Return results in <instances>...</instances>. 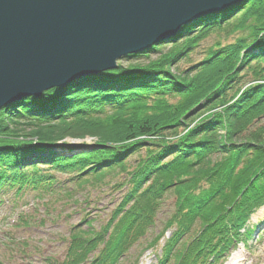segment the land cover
<instances>
[{
    "label": "trees",
    "instance_id": "1",
    "mask_svg": "<svg viewBox=\"0 0 264 264\" xmlns=\"http://www.w3.org/2000/svg\"><path fill=\"white\" fill-rule=\"evenodd\" d=\"M237 31L246 34L191 61L211 34ZM261 34L264 0L242 1L130 54L126 66L0 109V204L72 181L106 186L112 177L122 190L106 221L97 229L82 219L87 229H72L64 259L49 264H117L170 196L171 212L146 243L163 239L155 264H220L252 234L244 224L264 204ZM87 136L97 139L91 152L69 153L75 145L61 142Z\"/></svg>",
    "mask_w": 264,
    "mask_h": 264
},
{
    "label": "water",
    "instance_id": "2",
    "mask_svg": "<svg viewBox=\"0 0 264 264\" xmlns=\"http://www.w3.org/2000/svg\"><path fill=\"white\" fill-rule=\"evenodd\" d=\"M246 0H0V109L117 67Z\"/></svg>",
    "mask_w": 264,
    "mask_h": 264
},
{
    "label": "rangeland",
    "instance_id": "3",
    "mask_svg": "<svg viewBox=\"0 0 264 264\" xmlns=\"http://www.w3.org/2000/svg\"><path fill=\"white\" fill-rule=\"evenodd\" d=\"M245 34L238 31L230 35L211 34L194 48L191 61L201 60L209 49H216L218 47L216 45L235 42ZM154 57L152 54L151 58ZM128 62L129 59L124 56L116 61V65L126 66ZM188 63L180 62L179 65L187 67ZM35 140L26 143L33 145L36 143ZM96 140V137L87 136L65 138L61 142L70 146L75 145L69 153H77L91 152ZM18 141L26 140L18 139ZM56 144L60 143L56 142ZM109 179L106 186L102 182H87L80 186L72 181L65 184V191L45 194L41 198L28 192L21 197L8 198L4 201L0 205V262L49 264V262L61 261L69 244V234L72 229H87L86 223L82 221L85 218L91 219L92 225L98 229L120 202L122 190L112 188V177L106 178L105 181ZM172 199V196L168 197L159 209L155 227H152L140 242L120 257L117 264L156 263L163 239L158 248L157 246L146 248V243L160 230L161 223L171 212L169 209H172ZM244 225L249 229L253 228L254 233L251 236L243 234V239L228 249L221 264L231 263L233 256L236 257L232 264H264V205L250 215ZM242 231L244 233V230ZM167 236L168 233H165L166 238ZM93 255L91 254L90 257Z\"/></svg>",
    "mask_w": 264,
    "mask_h": 264
},
{
    "label": "bare ground",
    "instance_id": "4",
    "mask_svg": "<svg viewBox=\"0 0 264 264\" xmlns=\"http://www.w3.org/2000/svg\"><path fill=\"white\" fill-rule=\"evenodd\" d=\"M211 14H213V13H211ZM209 15H210V14H209ZM202 17H204V16H202ZM199 18H200V17H199ZM183 26H184V25H183ZM183 26H182V27H183ZM182 27H180V29H179L176 33H178V32L181 30ZM176 33H175V34H176ZM142 51H143V50H142ZM139 52H141V51H139ZM129 55H130V54H129ZM129 55H126L125 58L127 59V56H129ZM55 89H59V88H55ZM49 90H50V89H49ZM49 90H47V91H49ZM51 90H52V89H51ZM41 96H42V95H41ZM41 96H40V97H41ZM62 144H63V143H60V145H57V144H56V146H61ZM85 149H86V148H85ZM83 150H84V149H83ZM81 152H84V151H81ZM31 153H32L33 155H35V154L38 153V150H36V149H35V150H32ZM235 257H236V256H233V260H234ZM233 260H232L231 263H227V264H232V263H234Z\"/></svg>",
    "mask_w": 264,
    "mask_h": 264
}]
</instances>
